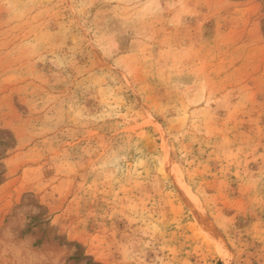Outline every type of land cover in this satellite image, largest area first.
Segmentation results:
<instances>
[{
    "label": "rangeland",
    "instance_id": "rangeland-1",
    "mask_svg": "<svg viewBox=\"0 0 264 264\" xmlns=\"http://www.w3.org/2000/svg\"><path fill=\"white\" fill-rule=\"evenodd\" d=\"M0 264H264V0H0Z\"/></svg>",
    "mask_w": 264,
    "mask_h": 264
}]
</instances>
